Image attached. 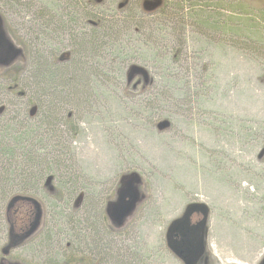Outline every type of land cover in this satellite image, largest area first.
Returning a JSON list of instances; mask_svg holds the SVG:
<instances>
[{
    "label": "rangeland",
    "instance_id": "1",
    "mask_svg": "<svg viewBox=\"0 0 264 264\" xmlns=\"http://www.w3.org/2000/svg\"><path fill=\"white\" fill-rule=\"evenodd\" d=\"M156 1L0 0V152L54 179L55 241L0 260L183 264L168 232L192 208L210 264L263 262L264 0Z\"/></svg>",
    "mask_w": 264,
    "mask_h": 264
},
{
    "label": "flooded vegetation",
    "instance_id": "2",
    "mask_svg": "<svg viewBox=\"0 0 264 264\" xmlns=\"http://www.w3.org/2000/svg\"><path fill=\"white\" fill-rule=\"evenodd\" d=\"M12 53L13 50L10 48L3 30V19L0 16V63L9 60ZM28 156L26 153L21 155L15 150L0 152V255L5 257L10 255L13 250L28 245L38 247L46 244L48 248H51L55 243L53 231L51 230L52 223L46 220L47 212L42 205L43 201L40 199L46 201L49 195L48 188L53 184L54 179H43L29 173L28 179L22 181L17 172L21 169L20 165L22 163H30V157L28 159ZM123 187L124 185L119 193L120 198L118 201L111 200L106 205L111 236L115 239L118 236V222L124 219L123 217H125L133 203L132 200L130 201V197L124 194L126 191L123 190ZM18 190L25 191L19 192ZM14 191L16 192L14 193ZM58 196L61 198L60 194ZM81 198L78 202V205L80 203L79 206L82 205L80 212L86 214L90 210L83 207L85 201L80 202ZM61 199L63 200V198ZM61 199L60 201H62ZM82 216L81 226L85 227L89 224V221L84 215ZM197 216L198 218L195 219ZM201 216L199 213L194 212L192 208H188L186 215L176 221L169 229L167 245L185 264H188L187 261L191 256L199 260L204 252L201 245H199L200 231L204 227L203 216ZM94 226L96 225L94 224ZM0 264L9 263L5 259H1Z\"/></svg>",
    "mask_w": 264,
    "mask_h": 264
},
{
    "label": "trees",
    "instance_id": "3",
    "mask_svg": "<svg viewBox=\"0 0 264 264\" xmlns=\"http://www.w3.org/2000/svg\"><path fill=\"white\" fill-rule=\"evenodd\" d=\"M156 1V0H155ZM148 2H146V4L144 5L145 6V9H146V7H148L150 4L148 3ZM154 4L157 6V5H160V3H159V0H157L156 2H154ZM12 63H14V61L12 62V59H10V61H9V63H7L6 64V62L5 63H0V67H3V68H9L11 65H12ZM133 72V71H132ZM177 256V255H176ZM201 258H199V260L198 259H194L192 256L191 257H189V259H188V261H187V263L188 264H210V257H209V255H207V253L205 252V250H204V252L201 254ZM184 263V262H183ZM185 264V263H184ZM261 264H264V260H263V262L261 263Z\"/></svg>",
    "mask_w": 264,
    "mask_h": 264
}]
</instances>
